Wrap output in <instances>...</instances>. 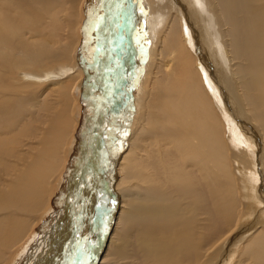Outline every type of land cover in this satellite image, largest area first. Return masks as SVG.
I'll return each instance as SVG.
<instances>
[{"label": "bare ground", "instance_id": "bare-ground-1", "mask_svg": "<svg viewBox=\"0 0 264 264\" xmlns=\"http://www.w3.org/2000/svg\"><path fill=\"white\" fill-rule=\"evenodd\" d=\"M139 1L0 0V264H264V0Z\"/></svg>", "mask_w": 264, "mask_h": 264}, {"label": "rangeland", "instance_id": "rangeland-1", "mask_svg": "<svg viewBox=\"0 0 264 264\" xmlns=\"http://www.w3.org/2000/svg\"><path fill=\"white\" fill-rule=\"evenodd\" d=\"M141 2V0L139 1V3ZM142 4H144L145 5V7L147 6V8L145 9V11L146 12H148L149 11V5H147L148 4V2H146V0H142ZM126 17L127 16H125V19H126ZM128 18H129V22H131L130 21V16H128ZM123 20V19H122ZM150 27V26H149ZM130 28H132V25H131V27ZM151 28V27H150ZM140 42H141V45L143 46V51L146 53L145 54V61L144 62H146L147 63V61H148V53L150 52L149 51V48L151 47V45H153V40H152V37L151 36H149V35H145V36H141L140 37ZM150 45V46H149ZM147 57V58H146ZM141 72H143L142 73V79L144 78V74H146L147 72H146V64H143V67H142V70H141ZM90 76H91V78L93 77V74H90ZM86 77V76H85ZM141 79V80H142ZM140 80V79H139ZM141 80L139 81V83H136L135 84V87H134V85H133V82L131 81V85H130V90H129V93H130V99H129V101H128V104H127V107H126V110L130 107V106H132L133 105V102H134V96H133V92H134V90H138L139 89V86H140V83H141ZM135 88V89H134ZM90 89V88H89ZM100 102V101H99ZM94 103H97V101L95 100V102ZM70 166H73V164H71ZM55 194V193H54ZM50 199H52L53 200V204L55 205V204H57V203H59L58 201H59V197L57 196V197H55L54 198V195L53 194H51V198ZM243 219V218H242ZM240 223H241V221H240ZM243 223V222H242ZM38 228H40V226L38 227ZM38 228L36 229V232H38V233H40L41 231H42V229H39L38 230ZM73 232L74 231V229H70L69 230V232ZM220 248H217L213 253H211L210 255V257L212 258V257H214L215 256V254H216V251L217 250H219ZM241 253V252H240ZM61 254H63V250L60 252V254H59V257H60V255ZM240 255V254H239ZM82 257L83 258H85L86 256H85V254H83L82 253ZM87 260H89V259H87ZM236 262L237 263H239L240 262V258L238 257V259L236 260ZM84 264V261H83V259H81V260H79V261H77V262H75L74 264ZM56 264H58V263H56ZM240 264V263H239ZM248 264H252L251 262H249Z\"/></svg>", "mask_w": 264, "mask_h": 264}]
</instances>
